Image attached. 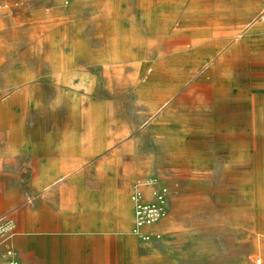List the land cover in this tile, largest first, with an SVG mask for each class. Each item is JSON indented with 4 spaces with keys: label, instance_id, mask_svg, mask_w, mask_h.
<instances>
[{
    "label": "rangeland",
    "instance_id": "obj_1",
    "mask_svg": "<svg viewBox=\"0 0 264 264\" xmlns=\"http://www.w3.org/2000/svg\"><path fill=\"white\" fill-rule=\"evenodd\" d=\"M262 84L264 0H0V264L71 249L12 213L58 148L168 186L150 264H264Z\"/></svg>",
    "mask_w": 264,
    "mask_h": 264
},
{
    "label": "crops",
    "instance_id": "obj_2",
    "mask_svg": "<svg viewBox=\"0 0 264 264\" xmlns=\"http://www.w3.org/2000/svg\"><path fill=\"white\" fill-rule=\"evenodd\" d=\"M258 94L264 99V84L259 85ZM58 150L55 157L38 156L41 173L26 185L18 211L12 210L16 213L15 218L19 217L18 232L25 239H35L38 243L52 239L60 244H72L67 251L54 250L49 264H127L134 261L135 264H150V261H162L167 256L163 247H156L153 239L139 240L131 233L134 225L131 193L135 183L132 171L146 162L144 158L138 155L124 161L120 168L122 173L104 178L94 188L91 180L84 176L87 148L72 152ZM144 189L148 196L150 187ZM32 250L45 258L48 254L38 247Z\"/></svg>",
    "mask_w": 264,
    "mask_h": 264
},
{
    "label": "built area",
    "instance_id": "obj_3",
    "mask_svg": "<svg viewBox=\"0 0 264 264\" xmlns=\"http://www.w3.org/2000/svg\"><path fill=\"white\" fill-rule=\"evenodd\" d=\"M150 187L147 196L144 187ZM135 202V228L143 229L166 214L168 186L161 182L157 175H151L146 179H138L133 185L131 195Z\"/></svg>",
    "mask_w": 264,
    "mask_h": 264
},
{
    "label": "bare ground",
    "instance_id": "obj_4",
    "mask_svg": "<svg viewBox=\"0 0 264 264\" xmlns=\"http://www.w3.org/2000/svg\"><path fill=\"white\" fill-rule=\"evenodd\" d=\"M132 203H133V206H134V225H133V227H132V233L133 234H136V235H138L140 238H142V239H146V238H151V239H153V236H154V233H155V227H156V225H158V224H153L152 225V228L151 229H146L145 230V228H143V229H136L135 228V202L132 200ZM144 230H145V232H144ZM138 233V234H137ZM145 233V234H144ZM148 241V240H147Z\"/></svg>",
    "mask_w": 264,
    "mask_h": 264
}]
</instances>
